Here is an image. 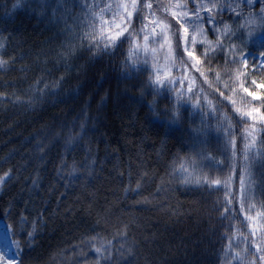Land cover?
<instances>
[{"label":"snow or ice","instance_id":"1","mask_svg":"<svg viewBox=\"0 0 264 264\" xmlns=\"http://www.w3.org/2000/svg\"><path fill=\"white\" fill-rule=\"evenodd\" d=\"M17 7L27 8L44 18L51 25L52 35L51 42L44 41L47 47L26 49L23 40L5 33L0 24V76L16 74L0 84L3 89L0 100L13 107L27 111L46 97L54 96L73 68L79 75L80 65L75 62L81 57L84 61L107 58L117 66L125 89H132L141 98L151 93L152 99L147 104L154 116L162 113L166 121L182 122L185 118L182 88L170 93L163 106H155L161 91L157 85L167 83L163 77L169 76L168 66H163V75L155 63L151 71L141 67L131 54L120 52L126 39L136 50L163 51L166 60L175 52L183 64L190 62L197 70L201 69L202 62L207 63L201 75L208 83V78L215 73L218 90L225 99L237 89L246 94L242 107H237L234 99L230 100L233 112L227 124L223 122L224 112H210L205 98L199 117H189L183 145L187 151L176 156L191 161V169L185 167L179 177L181 185L202 188L206 183L209 191H218L223 182L227 197L224 207L220 208L217 201L212 210H218L223 221L225 231L221 239L224 235L228 238V243L223 245L229 253L226 264H264V211L252 212L258 197L264 207V81L253 78L251 83L255 87L240 83L249 77V69L255 72L260 67L264 72V0H13L3 10L4 16ZM137 23H141L139 29L135 28ZM118 53L120 59L116 60ZM144 63H148L147 57ZM70 90L71 86L65 89ZM225 92H229V97H225ZM188 99L195 107L197 101L190 95ZM87 121L88 113L81 109L79 119L74 117L55 126H45L16 144L6 142L8 146L0 156V188L3 189L0 217L6 224L0 239V264H43L36 251L38 237L44 231L46 218L53 217L56 209L54 206L49 213L45 208L47 197L43 198L44 203H39L34 191L43 190L49 163L54 168L51 172L54 179L47 191L54 190L57 179L63 183L57 200L65 189L76 184L81 188L89 186L96 165L94 158H89L92 128ZM212 140L217 144L219 156L208 150ZM80 152L83 156L76 159ZM214 169L222 180L209 179ZM118 175L131 178L133 172L129 166L122 165ZM144 176V172H139L135 184L125 183V191L139 192ZM172 182H157L153 191L166 195L170 189L164 185ZM145 199L154 197L149 193ZM205 214L211 219L209 213ZM240 215L247 222L245 232L237 228ZM96 223H103L110 230L104 235L95 231L82 233L71 244L55 249L52 255L62 258L57 264H140L141 261L153 264L151 251L145 248L152 241L128 235L134 220L124 221L106 211L97 213ZM214 233L215 228L209 226L207 236L193 242L192 251L187 247L172 249V258L163 264H213L216 249L211 237ZM197 250L199 256L195 255Z\"/></svg>","mask_w":264,"mask_h":264},{"label":"trees","instance_id":"2","mask_svg":"<svg viewBox=\"0 0 264 264\" xmlns=\"http://www.w3.org/2000/svg\"><path fill=\"white\" fill-rule=\"evenodd\" d=\"M12 3L13 0H0V24L3 25V31L23 40L26 49L47 47L44 41L51 42V25L27 8H19L5 17L3 10ZM140 27L141 23L135 25L137 29ZM151 47L149 44L150 49ZM120 52L125 55L131 54L133 59L138 60L140 66L146 67L148 71L152 70L155 63L160 68L161 75L164 71L163 66H168L169 76L163 77L167 83L157 85L161 91L159 102L155 106L158 108L163 106L170 93L174 94L177 89L182 88L184 96L181 97V103L185 117L182 122L166 121L162 113L160 116H154L147 104V101L152 99L151 93L141 98L132 89H125V82L121 79L117 66L113 64L112 59L107 58L84 61L81 57L75 62L80 65L79 75H76V69L73 68L58 93L46 97L43 102L27 111L0 100V156L8 146L6 142L16 144L45 126H55L74 117L79 119L81 109L88 113L87 122L92 128L90 134L92 154L89 158H94L96 170L89 186L81 188L76 184L65 189L61 199L57 200L63 183L57 179L53 185L54 190L47 191V187L54 179L51 175L54 168L49 163L50 171L44 174L43 190L34 191L39 203H44L43 198L47 197L45 208L49 213L53 212L54 206L56 209L53 217L46 218L44 231L38 237L36 251L40 254V260L43 264H57L62 258L52 255L55 249L71 244L73 239H79L82 233L90 234L95 231L104 235L105 231L110 229L103 223L98 225L96 217L98 212L107 211L121 220L135 221L128 235L130 238L141 240L147 237L152 241L145 248L151 251L153 264H163L164 260H170L172 249L187 247L192 251L193 242L202 241L207 236L209 226L215 228V233L211 237L216 249L212 256L213 264H226L225 258L229 253L223 245L228 243V238L224 235L223 240L221 239V234L225 231L222 227L223 221L220 219L219 211L212 210V205L217 201L220 208L224 207L227 197L223 182L219 185L218 191H209L206 183L202 188L181 185L179 177L185 167L191 169V161L181 160L176 154L182 156L184 151H187L183 145L189 117H199L200 105L205 98L210 112L213 110L224 112L223 122L227 124L229 114L233 112L231 96L229 97V92H225V97L229 99L221 97L215 73L208 78V83L205 82L201 71L207 69V63L202 62L201 69L197 70L190 62L183 64L175 52L170 60H166L163 51L153 53L145 52L143 49L136 50L127 39ZM144 57L148 59L147 64L144 63ZM115 59H120L119 53ZM148 71L144 72L145 76L148 75ZM13 75L16 74L0 76V84ZM153 75H156L154 71ZM173 84L175 88L172 87ZM69 86L71 90L65 91ZM11 87L9 85L8 90H11ZM189 95L192 100L197 101L195 107L188 99ZM216 149L217 144L212 140L208 150L219 156L220 152ZM81 156L83 152H80L76 159H80ZM71 157L72 154H69V159ZM122 165L131 168L133 172L131 178L118 175ZM139 172L145 173L139 192L125 191L124 184L129 182L135 184ZM211 178L222 180L220 173L215 169L209 179ZM236 179L238 181L239 177ZM166 180L173 181L170 185H164L170 189L166 195L153 191L157 187V182L163 183ZM0 191L3 189L0 188ZM11 191H15V188ZM149 193H152L154 199H145ZM255 203L253 214L264 211L260 197ZM65 209L68 211L65 212ZM236 211L239 212L238 206ZM205 213H209L211 219ZM0 222L6 227L2 217ZM236 222L239 232L247 231V222L244 221L243 215L238 216ZM200 247L202 248L203 244H200ZM195 255H200L199 250Z\"/></svg>","mask_w":264,"mask_h":264},{"label":"rangeland","instance_id":"3","mask_svg":"<svg viewBox=\"0 0 264 264\" xmlns=\"http://www.w3.org/2000/svg\"><path fill=\"white\" fill-rule=\"evenodd\" d=\"M20 7L14 8L11 13L15 12L16 10H19ZM250 75L246 80L240 81V83L245 84V86H251L255 87L252 85L251 81L253 78L257 80V82H262L264 81V72L260 71V67H257L255 72H251V69H249ZM246 94L243 92H240L238 89L235 93L231 95V99H234L236 102L237 107H242V105L245 103L244 97ZM6 230V227L0 222V239L3 238L4 231Z\"/></svg>","mask_w":264,"mask_h":264},{"label":"bare ground","instance_id":"4","mask_svg":"<svg viewBox=\"0 0 264 264\" xmlns=\"http://www.w3.org/2000/svg\"><path fill=\"white\" fill-rule=\"evenodd\" d=\"M209 39H211V38H209Z\"/></svg>","mask_w":264,"mask_h":264}]
</instances>
